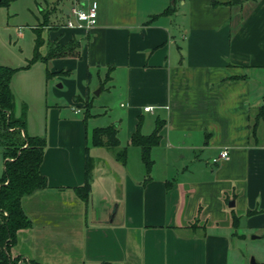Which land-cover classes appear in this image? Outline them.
<instances>
[{"label":"crops","instance_id":"0c3cea01","mask_svg":"<svg viewBox=\"0 0 264 264\" xmlns=\"http://www.w3.org/2000/svg\"><path fill=\"white\" fill-rule=\"evenodd\" d=\"M96 1L89 28L64 25L73 0L0 5L14 115L47 141L48 185L22 198L32 224L18 231L14 256L20 264H42L41 250L64 256L51 264H264V243L257 257L243 247L248 234L264 237V0ZM68 46L74 53L56 54ZM57 77L61 87L50 85ZM107 83L124 100L129 145L145 113L144 134L162 122L152 148L161 171L114 170L105 145L93 142L89 92ZM223 149L228 157L213 163Z\"/></svg>","mask_w":264,"mask_h":264},{"label":"trees","instance_id":"16d2710c","mask_svg":"<svg viewBox=\"0 0 264 264\" xmlns=\"http://www.w3.org/2000/svg\"><path fill=\"white\" fill-rule=\"evenodd\" d=\"M11 1L0 0V5H9ZM74 49L71 46L60 48L56 54L68 55L74 53ZM15 70L0 66V152L5 159L3 173L0 175V264H18L19 256H12L11 247L16 242L18 231L32 224L22 208V198L48 185L47 177L40 170L46 138L28 135L25 118L14 115L10 81ZM260 109L257 118L264 115L263 106ZM141 126L140 118L131 134L130 144L141 148L142 160L149 176L154 166L152 148L160 142L162 122L158 120L155 129L148 134L142 132ZM117 131L114 124L97 127L93 132V142L96 145L119 146ZM116 157L126 163L127 148L116 152ZM88 189L87 183L76 187L81 198L87 197Z\"/></svg>","mask_w":264,"mask_h":264},{"label":"rangeland","instance_id":"374dc122","mask_svg":"<svg viewBox=\"0 0 264 264\" xmlns=\"http://www.w3.org/2000/svg\"><path fill=\"white\" fill-rule=\"evenodd\" d=\"M68 3L69 1L66 2V5ZM18 41L19 40L16 37H13V40H12L13 43H18ZM55 84L58 85V87H61L60 85H62V82L58 77L53 79L50 85L53 86ZM108 86H109V83L105 84L102 92H100L101 91L100 86L96 88H94V86H91V90L89 92V96L91 97L90 99L91 102L88 103L90 105L89 107L91 108H90V115L88 116V120H87V123L89 125L88 127L90 131V135H91L93 128L115 124L117 121H119L121 118L124 117L123 122L121 123L120 128L118 127V131H117V138L119 140V146L111 147V146L105 145V146L98 147V148H100L99 150L103 152V158H105V160L111 166L112 169L116 170L117 168H119L118 166L120 164V166H124L123 167L124 172L130 173L133 175H140L142 172L146 173V167L142 160L141 148L137 145H132V144L129 145V139L126 134V124H125L126 118H125V114L123 115V113L126 110V107H123L120 105L121 101H124V100L123 98L117 95L118 92L120 93L119 89L115 90L112 87L109 88ZM49 99L50 101L53 100V95L51 92L49 94ZM82 101L83 102H80V105L84 103L82 105V108L86 110V107L84 106H86V103H87V96L83 97ZM72 102L77 103L75 98L72 99ZM62 103L65 105H68L67 104L68 102H66L65 99H62ZM148 118H149V114L145 113V118H144L145 120L142 126L143 129H148V126H147L149 124ZM151 130L152 129L150 128L149 132ZM90 141H91V136H90ZM122 148L123 149L127 148L126 163H123L119 160L120 163H118L117 167H115L114 163L116 162L115 160L117 158L116 152H119ZM92 149H93L91 151L93 152L92 154H95L94 148ZM152 158L154 159V165H155L153 167L156 168L158 166L157 168H159V171H161V167L163 166V164L161 163V160L157 161L155 157L153 156V154H152ZM3 166H4V158L2 154L0 153V174L3 172ZM101 181H103L104 185L106 186L105 188L108 189V186H107L108 181L107 180H101ZM97 187H98V184L96 185V188H94L96 202H98L99 197H100V190ZM263 243H264V237L256 239V238H252L251 234H248L247 241L243 242V245H244L243 247L246 248V251L248 249L249 253H252L250 254V258L252 256L257 257L255 253L252 251H256V249H258V247L263 245ZM60 252L61 251H59V253ZM63 252L64 251H62L61 253ZM17 253L18 252H17L16 247L15 246L11 247L12 256H14ZM21 254H23L22 251H21ZM35 257L42 264H51L52 260H62L63 261L62 257L64 256L57 255L56 257H52L51 254L50 255L48 254L47 250H41V252H39ZM19 259L20 258H18V264H20ZM23 264H30V263L26 261Z\"/></svg>","mask_w":264,"mask_h":264},{"label":"built area","instance_id":"2783aa9c","mask_svg":"<svg viewBox=\"0 0 264 264\" xmlns=\"http://www.w3.org/2000/svg\"><path fill=\"white\" fill-rule=\"evenodd\" d=\"M83 3V5H82ZM70 17L65 19L64 25L70 28H89L96 24L98 17V4L96 0H92L85 6L84 0H73V4L69 10ZM150 106L145 107V110H151ZM229 152L223 149L217 156L212 158V162L216 163L227 158Z\"/></svg>","mask_w":264,"mask_h":264},{"label":"water","instance_id":"95a60500","mask_svg":"<svg viewBox=\"0 0 264 264\" xmlns=\"http://www.w3.org/2000/svg\"><path fill=\"white\" fill-rule=\"evenodd\" d=\"M172 4H175V0H171ZM231 205H234V201L231 203Z\"/></svg>","mask_w":264,"mask_h":264}]
</instances>
